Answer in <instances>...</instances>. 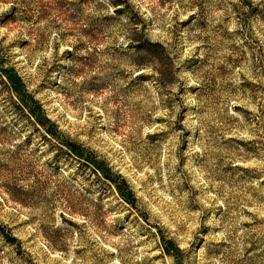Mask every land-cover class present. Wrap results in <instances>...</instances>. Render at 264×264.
<instances>
[{
    "label": "rangeland",
    "instance_id": "374dc122",
    "mask_svg": "<svg viewBox=\"0 0 264 264\" xmlns=\"http://www.w3.org/2000/svg\"><path fill=\"white\" fill-rule=\"evenodd\" d=\"M0 227V264H264V0H0Z\"/></svg>",
    "mask_w": 264,
    "mask_h": 264
},
{
    "label": "trees",
    "instance_id": "16d2710c",
    "mask_svg": "<svg viewBox=\"0 0 264 264\" xmlns=\"http://www.w3.org/2000/svg\"><path fill=\"white\" fill-rule=\"evenodd\" d=\"M162 48L159 44H152L150 41L145 40V42L137 48L139 51H154L156 48ZM6 77L8 79L10 87L14 90L18 95H24V103L27 107L29 114L36 120V122L44 128L48 134V136L55 140L59 147H61V151L67 155L69 158L79 162L80 164H84L87 168H89L93 173L102 178L105 182L109 183L113 186L119 196L128 204H135V196L130 189V186L126 182L124 178L119 175H115L113 170L109 167L106 162L101 160H97L95 153L87 150L80 144L73 142L71 139L63 136L61 131H59L58 127L50 120L47 119L45 112L43 111L41 105L30 95L27 93L25 85L22 79L17 75L14 70H4ZM51 126V128L48 127ZM2 228L0 227V232ZM4 234V232H3ZM5 235V234H4ZM10 239V237H9ZM15 241V240H13ZM164 249L167 253H171L177 255L180 251L175 247L173 242H166L164 240Z\"/></svg>",
    "mask_w": 264,
    "mask_h": 264
}]
</instances>
